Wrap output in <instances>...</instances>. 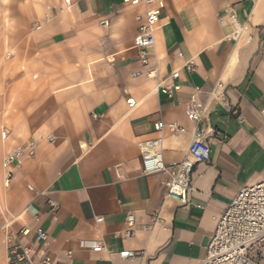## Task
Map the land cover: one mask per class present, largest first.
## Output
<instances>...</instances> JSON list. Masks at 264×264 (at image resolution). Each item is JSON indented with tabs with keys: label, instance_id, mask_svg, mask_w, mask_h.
<instances>
[{
	"label": "crops",
	"instance_id": "1",
	"mask_svg": "<svg viewBox=\"0 0 264 264\" xmlns=\"http://www.w3.org/2000/svg\"><path fill=\"white\" fill-rule=\"evenodd\" d=\"M71 1L67 7L65 0H0V13L9 4L12 19L24 20L25 5L27 21L41 25L21 35L40 54L27 65L34 84L48 86L28 112L58 115L50 119L53 126L74 115L80 128L79 138L59 129L56 141L40 143L8 188L3 159L33 137L0 138V264H8L7 232L23 226L32 229L22 240L34 246L36 263L49 255L61 264H199L227 206L244 186L264 179V0H165L163 8ZM230 6L249 26L251 40L232 39V25L219 21ZM147 8L160 9L155 78L147 76L135 47L136 15ZM177 69L180 77L173 79ZM218 82L223 100L211 96ZM172 85L179 88L170 95L163 88ZM130 96L138 101L134 108ZM193 96L208 105L198 125L187 115ZM160 120L186 130L156 131ZM197 129L211 145V158L195 166L193 190L181 205L166 198L167 173H143L138 141L162 138L169 164L186 156ZM50 200L59 204L56 211ZM39 226L49 234L46 241L35 238ZM81 241H101L105 249L93 251ZM125 250L136 255L120 256Z\"/></svg>",
	"mask_w": 264,
	"mask_h": 264
},
{
	"label": "built area",
	"instance_id": "2",
	"mask_svg": "<svg viewBox=\"0 0 264 264\" xmlns=\"http://www.w3.org/2000/svg\"><path fill=\"white\" fill-rule=\"evenodd\" d=\"M133 5L157 4L159 8L165 6V0H129ZM245 1V0H242ZM66 6L71 5V0H65ZM66 7V8H67ZM63 7L60 11H63ZM138 21V32L135 36V47L138 50L142 65L146 67L147 76L155 78L158 75V66L153 64L152 49L157 43L155 25L160 19V9L147 8L144 13L136 15ZM50 17H46L49 21ZM219 21L230 23L233 27L230 37L234 40L253 37L249 26L239 19L237 9L230 6L226 13L219 17ZM37 28H41L39 24ZM189 69L193 68V63L188 62ZM135 72L134 76L139 75ZM171 77H180V70H175ZM179 88V85L164 87V91L171 95L172 87ZM211 96L217 99H225L224 87L218 82L211 91ZM128 106L134 108L138 105L135 97L127 99ZM208 105L201 102L196 96L191 98L187 108V115L191 121L198 125L205 119ZM264 114V108L262 109ZM169 129L171 132H184L186 129L177 123H165L160 120L155 123L156 131ZM8 129H2V138L9 137ZM50 141L55 140L54 135H48ZM39 141L29 139L27 142L17 145L9 151L3 159L4 181L10 184L13 181L16 169H20L27 156L36 155ZM138 146L142 155L143 173L146 175L164 172L169 175L167 180L166 198H171L183 205L188 202V195L193 190L192 174L197 164L208 161L211 158V145L205 139L203 130H196L192 142L188 148L186 156L169 164L165 163L162 151V138L143 139L138 141ZM33 189L32 185H29ZM52 210L56 211L59 204L49 201ZM129 222L133 224L134 215H129ZM39 220V216H35ZM103 217H98V221ZM9 227V226H8ZM32 229L23 226L18 230H9L6 234L8 245V264H61L49 255H44L39 263H36L34 246L23 242L22 238L30 235ZM132 230L128 229L126 235H131ZM35 238L38 242L46 241L49 238L47 231L39 226L35 229ZM264 242V179L253 185L244 186L235 199L227 206L221 215L216 231L212 236L207 249L206 256L199 264H263L251 255L252 249ZM82 247L91 248L93 251H102L105 245L101 241H81ZM136 252L133 250L121 251L120 256L124 258L133 257ZM68 256H73V251H68Z\"/></svg>",
	"mask_w": 264,
	"mask_h": 264
},
{
	"label": "rangeland",
	"instance_id": "3",
	"mask_svg": "<svg viewBox=\"0 0 264 264\" xmlns=\"http://www.w3.org/2000/svg\"><path fill=\"white\" fill-rule=\"evenodd\" d=\"M24 6L22 5L20 9L24 20L12 19L9 4H6L0 13H3L2 17L4 18L0 17V89L5 91L0 97V138L2 137L1 126L3 124L10 130L12 140L33 137L39 141V144L54 142L58 139L55 131L59 129H64L63 133H66L68 137L72 135L79 138L80 128L76 126L78 123H76L74 115H66L65 125L64 121H61V125L53 126L55 122L50 119L53 116L58 118V115H31L28 112L35 94L37 97H41L43 90H46L48 86L34 84L32 77L35 72L27 67L29 62L32 63V59L40 57V54L37 49L33 52L29 44L30 39L21 35L24 31L38 29L39 24L27 21L26 6ZM13 32H17V35L19 33V37L16 35L11 37ZM11 48L14 53L8 57L7 51ZM50 132L55 133L54 141L48 139V135H53ZM10 185L11 183L5 187L8 188ZM251 255L264 264V242L252 249Z\"/></svg>",
	"mask_w": 264,
	"mask_h": 264
},
{
	"label": "bare ground",
	"instance_id": "4",
	"mask_svg": "<svg viewBox=\"0 0 264 264\" xmlns=\"http://www.w3.org/2000/svg\"><path fill=\"white\" fill-rule=\"evenodd\" d=\"M2 167H3V164H2ZM4 170V169H3Z\"/></svg>",
	"mask_w": 264,
	"mask_h": 264
}]
</instances>
